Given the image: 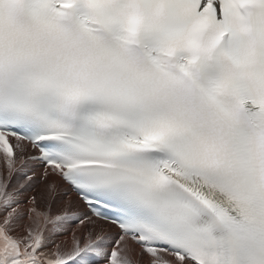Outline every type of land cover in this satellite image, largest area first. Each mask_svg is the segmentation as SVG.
Masks as SVG:
<instances>
[{
    "label": "snow or ice",
    "instance_id": "snow-or-ice-1",
    "mask_svg": "<svg viewBox=\"0 0 264 264\" xmlns=\"http://www.w3.org/2000/svg\"><path fill=\"white\" fill-rule=\"evenodd\" d=\"M257 3L0 0V264H264Z\"/></svg>",
    "mask_w": 264,
    "mask_h": 264
},
{
    "label": "clouds",
    "instance_id": "clouds-1",
    "mask_svg": "<svg viewBox=\"0 0 264 264\" xmlns=\"http://www.w3.org/2000/svg\"><path fill=\"white\" fill-rule=\"evenodd\" d=\"M9 5H4V10L7 14ZM241 21L245 24L244 29L240 33L239 47L241 54H247L250 57L252 64L245 61H240L237 66L235 61L228 59L224 60L223 73L229 79L242 80L253 91L257 90L258 83L251 77L248 72L251 70L252 65L256 68L264 67V7L259 3L246 6L240 10ZM190 49L197 47V41L192 39L189 42ZM236 45L231 41L230 37H221L217 41V50L225 52L235 48ZM190 56L196 59L195 53L189 51ZM193 92L198 101H203L199 87H194ZM222 103L229 105L234 102L233 97L225 95L221 98Z\"/></svg>",
    "mask_w": 264,
    "mask_h": 264
}]
</instances>
